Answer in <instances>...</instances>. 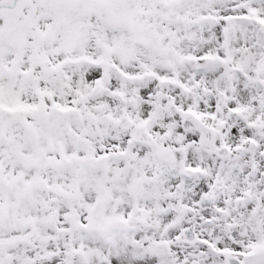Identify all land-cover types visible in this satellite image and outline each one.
<instances>
[{
	"label": "snow or ice",
	"instance_id": "1",
	"mask_svg": "<svg viewBox=\"0 0 264 264\" xmlns=\"http://www.w3.org/2000/svg\"><path fill=\"white\" fill-rule=\"evenodd\" d=\"M0 264H264V0H0Z\"/></svg>",
	"mask_w": 264,
	"mask_h": 264
}]
</instances>
